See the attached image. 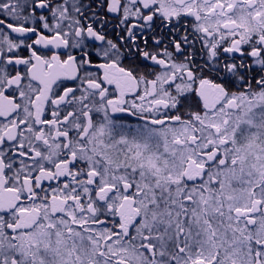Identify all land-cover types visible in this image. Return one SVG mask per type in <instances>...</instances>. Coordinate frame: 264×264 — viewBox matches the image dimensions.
I'll use <instances>...</instances> for the list:
<instances>
[{"label":"snow or ice","instance_id":"6c2138e0","mask_svg":"<svg viewBox=\"0 0 264 264\" xmlns=\"http://www.w3.org/2000/svg\"><path fill=\"white\" fill-rule=\"evenodd\" d=\"M0 264H264V0H0Z\"/></svg>","mask_w":264,"mask_h":264}]
</instances>
